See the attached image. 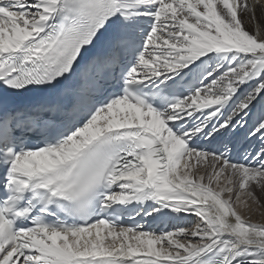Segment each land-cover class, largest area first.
<instances>
[{"label":"snow or ice","instance_id":"obj_1","mask_svg":"<svg viewBox=\"0 0 264 264\" xmlns=\"http://www.w3.org/2000/svg\"><path fill=\"white\" fill-rule=\"evenodd\" d=\"M264 0H0V264H264Z\"/></svg>","mask_w":264,"mask_h":264},{"label":"bare ground","instance_id":"obj_2","mask_svg":"<svg viewBox=\"0 0 264 264\" xmlns=\"http://www.w3.org/2000/svg\"><path fill=\"white\" fill-rule=\"evenodd\" d=\"M253 222H264L259 215L252 217Z\"/></svg>","mask_w":264,"mask_h":264}]
</instances>
